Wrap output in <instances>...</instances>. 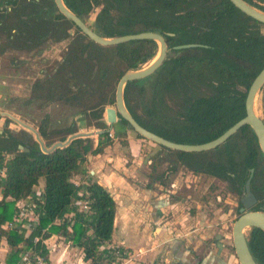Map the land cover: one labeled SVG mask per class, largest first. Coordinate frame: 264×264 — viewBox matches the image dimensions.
Here are the masks:
<instances>
[{"label": "trees", "instance_id": "trees-1", "mask_svg": "<svg viewBox=\"0 0 264 264\" xmlns=\"http://www.w3.org/2000/svg\"><path fill=\"white\" fill-rule=\"evenodd\" d=\"M264 12V0H243ZM63 5L85 23L94 10L92 31L104 38L153 32L160 35L167 52L161 65L148 77L127 82L123 87V102L134 121L148 132L173 143L198 145L214 140L236 121L244 117L243 102L252 80L264 67V25L240 13L227 0H62ZM9 12L0 11V55L7 49L28 52L45 41L67 40V30L73 28L75 39L68 45L56 72L30 88L32 100L61 102L72 100L82 106L81 121L86 128L105 130L104 108L113 106L117 80L128 69L140 68L156 54L157 46L148 40L130 41L110 47L90 42L56 10L54 16L42 18L37 14L47 8V0H0ZM59 27V28H58ZM56 28H58L56 32ZM48 38V39H47ZM195 45L175 50L176 46ZM168 51L172 55H168ZM260 111L264 123V84L260 89ZM119 127L113 132L116 139L124 138L128 124L116 115ZM113 127V125H112ZM47 116L38 124V135L51 144L73 133L74 126L49 134ZM109 133L97 136L98 143L89 153L97 155L110 144ZM137 139H142L135 134ZM21 137L0 136V226L10 220L14 202L33 193L39 180L43 182V202L38 231L69 208L79 190L70 179L83 175V156L90 139L72 140L65 148L51 154H24L16 146ZM224 144L219 156L215 151L183 153L161 150L193 173L203 172L228 183L227 190L239 194L253 169L250 189L264 204V176L255 137L249 127L240 128ZM212 153V154H210ZM9 155V159H5ZM257 177L259 187L255 186ZM85 200L90 213L76 212L70 228V241L78 244L86 259L95 264L98 258L108 260L110 252L98 251L101 244L110 242L114 218V202L109 194L94 182L87 183ZM7 198L11 202H6ZM256 210V208L254 209ZM66 233L65 228L50 227L49 232ZM89 231V235L87 234ZM5 234L14 253L21 241L14 232ZM247 247L257 264H264V234L252 228ZM25 249H42L38 244L24 241ZM112 254V253H111Z\"/></svg>", "mask_w": 264, "mask_h": 264}, {"label": "rangeland", "instance_id": "rangeland-1", "mask_svg": "<svg viewBox=\"0 0 264 264\" xmlns=\"http://www.w3.org/2000/svg\"><path fill=\"white\" fill-rule=\"evenodd\" d=\"M48 3V7L45 8L46 11L39 15L41 18L43 16L50 19L55 14L51 0ZM95 13L96 10L85 19L87 26L92 25ZM58 28H56V32ZM67 34V40L53 41L52 39H48L37 49H32L28 52L7 49L0 55V111L10 113L34 129L43 116L46 115L49 127L53 130L62 131L69 125H74L76 133L95 131L91 127L86 128L84 122L80 120L82 106L75 103V100H72L68 104H62L61 102L46 104V102L32 100L30 96V88L33 83L45 79L46 75L51 73L60 61L69 40L76 37L73 28H69ZM168 55H172L170 51H168ZM254 111L256 116L262 119L259 95L256 96ZM2 122L3 119H0V123ZM10 125L12 124L10 123ZM14 129L18 130V127L14 126ZM120 130H123V128L117 124H113L114 132ZM141 143L143 145L141 148V154L143 155L141 156H143L144 160L150 159L145 169L146 172H143L144 182L142 183L153 190V197L161 198L163 204H165L161 205L164 210H161L159 220L162 226L164 225L166 229L170 230L167 234L172 238L169 237L167 242L169 245L177 244L178 251L176 254L180 255L182 253V255H186L184 251H187L189 252L187 255L188 259L196 261L195 257L201 254V251L211 253L214 247L206 249L207 247L202 245L203 242L200 238V236L207 235L209 239L208 246L215 241V237L219 239L217 242L220 243L221 240V249L224 250L223 254L226 255L225 259L220 257L221 260L224 261L228 257L234 258L230 233L232 224L237 218V197L227 193V187L224 183L207 177L203 175L204 173H192L180 166L171 154L169 155L158 146L147 141H142ZM122 149L119 147L116 153L118 155L123 153V156H128L126 155L127 151H123ZM219 150L220 148L213 154H210L212 156H219L222 148L220 152H218ZM5 159L8 158L6 157ZM260 168L262 170L260 178H262L264 176L263 163H260ZM260 178L257 177V181L255 182V186L257 187L260 185L258 181H261ZM166 204L169 205L168 209H166ZM249 230H245L246 237ZM187 238H190L192 241L188 242ZM115 243H111V245L114 247L117 245ZM163 246L164 248H155L158 255H160L156 260L157 264L160 258L166 260L167 263L162 261L159 264L170 263L168 245L164 244ZM149 247H151L150 243L147 244L145 249ZM116 249L118 250V254L115 252ZM122 252L117 247L110 250L111 256L108 257V264H120L125 260ZM233 264H238L235 258L233 259Z\"/></svg>", "mask_w": 264, "mask_h": 264}, {"label": "crops", "instance_id": "crops-1", "mask_svg": "<svg viewBox=\"0 0 264 264\" xmlns=\"http://www.w3.org/2000/svg\"><path fill=\"white\" fill-rule=\"evenodd\" d=\"M102 120L105 123L104 116H102ZM124 131V138L116 139L113 137L114 131L112 127L109 132L111 135L109 139L110 144L105 146L102 152L97 155H91L89 153L96 147L98 143L97 137H92V139L89 138L90 145L83 156L84 173L83 175H75L70 179V181L77 180L78 183L83 185H87V183L90 182L96 183L109 194L114 202V218L110 242L99 245L98 251L100 253H103V250H108L110 252V250L117 247L123 251L122 256L125 259L120 264H157L156 260L160 255H158L155 248H164L163 245L167 244L169 251H166L170 252V255H168L170 260L169 264H233V259L235 257H228L224 260L225 262L221 260L220 257L225 259L226 256L223 254L224 250L221 249V240L219 243L217 242L219 241V239H217L218 237H215V241L208 246L209 239L207 235L200 236V238L203 242L202 245L207 247L206 249L214 247L211 253L201 251V254L195 257L196 261L188 259L189 257L187 255L189 252L187 251H184L186 255H182V253L180 255L176 254L178 251L177 244L169 245L167 241L170 236L167 233L170 230L166 229L164 225L162 226L159 220L161 210H164L161 205L165 204H163L161 198L153 197V190L144 186L142 183L144 182L143 172H146L145 169L150 159L144 160L143 156H141L143 155L141 154V148L143 146L141 143L142 141L137 139L129 130L125 129ZM119 147L123 148V151L126 150V155L128 156H123V153L118 155L116 151ZM128 163L129 165L127 166ZM3 177L4 172L0 170V179ZM35 188H39L43 191L42 180L37 182L34 189ZM79 188L83 189V187ZM5 201L11 202V199L7 198ZM160 202L161 204H159ZM166 205V209H168L169 205ZM14 215L15 207L11 219L0 226V264H21V253L31 250L29 248H22L24 247V241L30 243L27 239L26 232H16L5 227L6 223L10 222ZM77 215L78 214H76L75 217L76 219ZM61 217L55 219L41 229L45 234L43 235L44 237L42 236L43 238L39 246L42 248L41 252L47 264H93L85 258L79 245L73 244L70 241L72 235L66 229V233L60 231L48 233L50 227L65 228L62 224L59 225V219H61ZM38 226L39 219L35 232L38 231ZM9 231H14L21 239L16 245V248L19 250L17 253L12 251L13 249L7 244L5 234H3ZM39 233H37V235ZM87 234L89 235V231H87ZM116 241L117 243H115ZM187 241L190 242L192 240L187 238ZM111 243L117 245L113 247ZM148 243H150L151 247L145 249ZM101 248H103V250H101ZM103 256H105V253H103ZM209 257L211 258L209 259ZM162 261L167 263L166 260L160 258L159 262ZM108 263L109 262L104 258H98L95 262V264Z\"/></svg>", "mask_w": 264, "mask_h": 264}, {"label": "water", "instance_id": "water-1", "mask_svg": "<svg viewBox=\"0 0 264 264\" xmlns=\"http://www.w3.org/2000/svg\"><path fill=\"white\" fill-rule=\"evenodd\" d=\"M227 1L246 17L264 25V12H261L260 10L248 5L243 0ZM52 2L59 15H61L65 20L71 22L72 25L76 29H78V31L83 36H85L90 42L98 46L110 47L119 44H124L130 41L148 40L156 44L157 51L153 59L149 62V64L136 69H128L117 80V83L114 88L113 106L104 108V119L105 124L107 125V128L105 130H95L80 133L77 132L68 136L63 142H57L53 144L49 149H46L34 129H32L29 125H26L21 121L17 120L16 118L12 117L11 115L4 112H0L1 117L8 118L12 122L16 123L19 127L28 131L34 136V140L39 147L38 154H51L56 149L65 148L72 140L75 139H88L109 133L111 131L112 125L118 121V119H116V115H118L121 120L125 121L128 124L131 131L141 137L143 140L170 151L183 153H200L212 150L221 143H223L231 135H233L238 129L243 126H247L251 129L255 137L257 147L264 158V125L261 118L256 116V113L254 111V103L256 100V96L259 95L260 89L264 84V67L255 76L246 91L244 99V117L242 119L238 120L225 132H223L219 137L208 143L200 145H186L173 143L164 140L140 127L130 116L123 102L124 85L127 82L139 81L148 77L161 65L162 61L165 59L167 47L164 39L160 35L153 32H143L133 35L104 38L93 32L81 19H79L72 12H70L63 5L62 0H52ZM191 47H194V45L176 46L174 47V49L181 50ZM251 176L252 170H249V175L244 183V195L239 199V213L241 214L235 219L231 227V245L234 257L238 264H257L253 260L248 250L245 230L255 228L264 234V209L260 211H249V209L255 203V199L249 191V181Z\"/></svg>", "mask_w": 264, "mask_h": 264}, {"label": "built area", "instance_id": "built-area-1", "mask_svg": "<svg viewBox=\"0 0 264 264\" xmlns=\"http://www.w3.org/2000/svg\"><path fill=\"white\" fill-rule=\"evenodd\" d=\"M108 138H111V135H107ZM4 172V169H1ZM70 183L79 190L75 193V197L71 199V204L68 210L62 215L59 219V225H63L65 229L70 233V228L72 227L76 212L81 213L82 215H88L90 213L88 203L85 200L86 185L78 183L77 180L70 181ZM79 187H83L80 189ZM43 201V191L39 188L33 189V193L30 196H27L25 200H19L14 202L15 215L13 219L6 223L5 227L9 230L14 231H24L27 233V239L30 241V244L33 246L39 245L41 243L44 231H40L37 235L35 229L38 225V219L40 212H38V205ZM43 236V237H42ZM118 254V250L115 251ZM21 264H47V261L44 255L39 250H30L20 255Z\"/></svg>", "mask_w": 264, "mask_h": 264}, {"label": "flooded vegetation", "instance_id": "flooded-vegetation-1", "mask_svg": "<svg viewBox=\"0 0 264 264\" xmlns=\"http://www.w3.org/2000/svg\"><path fill=\"white\" fill-rule=\"evenodd\" d=\"M37 1V0H36ZM48 1L49 0H47V5L49 4L48 3ZM51 2H52V0H51ZM52 4H53V2H52ZM48 7V6H47ZM53 7H54V5H53ZM2 10H5L4 11V14H6L7 12H9V10H10V8L9 7H7V5H2L1 7H0V11H2ZM54 10H56L55 9V7H54ZM46 11V9H45V7L44 8H41L40 9V11H38V15H41V13L42 12H45ZM57 12V11H56ZM90 29H91V27L90 26H88ZM92 30V29H91ZM48 39V38H47ZM50 39H52L53 41H54V38H50ZM194 47H195V45H194ZM191 48H193V47H191ZM62 58V57H61ZM61 62V59H60V61L57 63V65L55 66V68L51 71V73H48L47 75H46V77H45V79H43V80H41V81H44V80H46L47 78H49L51 75H53L55 72H56V70H57V67H58V64ZM42 72V71H41ZM40 81V82H41ZM246 95V94H245ZM245 99V98H244ZM44 105H46V104H44ZM243 107H244V102H243ZM0 112H4V111H0ZM4 113H7V112H4ZM7 114H9V115H11L10 113H7ZM104 114V113H103ZM12 117H14L13 115H11ZM46 115H44L43 116V118L45 117ZM102 116H104V115H102ZM14 118H16V117H14ZM243 118V117H242ZM241 118V119H242ZM0 119H3V122L2 123H0V136H3V138H5V139H9L10 140V137H12L13 135H18V137H21V140H20V142H19V144L16 146V148H17V150H18V152H21V153H24V154H30V153H35V154H38V151H39V147H38V144L35 142V140H34V136L31 134V133H29L28 131H26V130H24V129H22L21 127H19L16 123H14V122H12L11 120H9L8 118H6V117H1L0 116ZM17 119V118H16ZM17 120H19V119H17ZM240 120V119H239ZM19 121H21V120H19ZM22 123H24L23 121H21ZM237 122V121H236ZM235 122V123H236ZM10 123L12 124V125H10ZM24 124H26V123H24ZM39 124V123H38ZM26 125H28V124H26ZM263 125H264V123H263ZM14 126H17L18 127V130L16 129H14ZM30 126V125H29ZM72 126H74V125H69L68 127H72ZM232 126V125H231ZM230 126V127H231ZM32 129H34L32 126H30ZM244 127V126H243ZM242 128V127H241ZM36 132H37V134H38V125L35 127V129H34ZM227 130V129H226ZM225 130V131H226ZM239 130V129H238ZM237 130V131H238ZM251 130V129H250ZM130 131V130H129ZM224 131V132H225ZM236 131V132H237ZM52 132H60V130H53V129H51V128H49V134L50 133H52ZM235 132V133H236ZM234 133V134H235ZM73 134H75V133H73ZM134 134V133H133ZM233 134V135H234ZM70 135H72V134H70ZM70 135H68V136H70ZM233 135H231V136H233ZM67 136V137H68ZM134 136H135V134H134ZM220 136V135H219ZM218 136V137H219ZM230 136V137H231ZM38 137H39V135H38ZM66 137V138H67ZM230 137L229 138H227L223 143H221L220 145H218L217 147H215L214 149H212V150H209L210 152L211 151H217L219 148H220V150H221V148L223 149V146H224V144H228V143H230L229 141V139H230ZM65 138V139H66ZM39 139H40V141L42 142V144H43V146L46 148V149H49L53 144H55V143H57V142H59V136L57 135L56 137H53V138H51V139H53V142L51 143V144H45V141H43L40 137H39ZM64 139V140H65ZM89 139V138H88ZM216 139V138H215ZM140 140H142V141H145V140H143V139H140ZM210 142V141H209ZM61 143V142H60ZM206 143H208V142H206ZM152 144V143H151ZM204 144V143H203ZM155 145V144H154ZM198 145H200V144H198ZM155 146H157V145H155ZM159 147V146H158ZM220 150L218 151V152H220ZM170 151V150H169ZM209 151H205V152H209ZM260 152V151H259ZM200 153H203V152H200ZM261 154V153H260ZM5 157H7L8 159L10 158V156L9 155H5ZM263 157V156H262ZM179 165L180 166H182L180 163H179ZM182 167H184V166H182ZM185 168V167H184ZM249 170H252V175H253V169H249ZM193 173V172H192ZM203 174V172H199V174ZM195 174H197V173H195ZM203 175H205V176H207V177H210V178H213L214 180H216V181H218V182H220V183H224L225 185H226V187L228 188V183H226L225 181H223V180H221V179H219V178H217L216 176H211V175H207V174H203ZM248 175H249V173H248ZM251 178H252V176H251ZM251 178H250V180H251ZM246 181V180H245ZM245 183V182H244ZM249 191H250V193L252 194V196L254 197V199H255V203H254V205L249 209V211H260V210H263L264 209V206H263V204L262 205H260V206H258V204H259V201L256 199V197L254 196V193L251 191V189H250V181H249ZM227 193L229 194V195H231V196H234V197H237V217L241 214V213H239V208H240V204H239V199L244 195V184H243V188H242V191L239 193V194H236V193H232V192H229L228 190H227ZM256 208V210H254ZM252 229V228H251ZM230 235H231V233H230Z\"/></svg>", "mask_w": 264, "mask_h": 264}]
</instances>
